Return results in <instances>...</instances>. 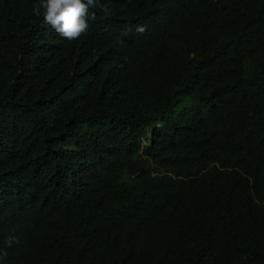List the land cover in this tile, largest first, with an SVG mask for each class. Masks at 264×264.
<instances>
[{
  "label": "trees",
  "instance_id": "obj_1",
  "mask_svg": "<svg viewBox=\"0 0 264 264\" xmlns=\"http://www.w3.org/2000/svg\"><path fill=\"white\" fill-rule=\"evenodd\" d=\"M39 3L0 0V264H264V0H96L74 40Z\"/></svg>",
  "mask_w": 264,
  "mask_h": 264
},
{
  "label": "clouds",
  "instance_id": "obj_2",
  "mask_svg": "<svg viewBox=\"0 0 264 264\" xmlns=\"http://www.w3.org/2000/svg\"><path fill=\"white\" fill-rule=\"evenodd\" d=\"M95 7L96 0H40L33 11L62 37L74 40L87 33L89 20L96 18V13L90 12ZM138 30L142 32L144 28Z\"/></svg>",
  "mask_w": 264,
  "mask_h": 264
},
{
  "label": "rangeland",
  "instance_id": "obj_3",
  "mask_svg": "<svg viewBox=\"0 0 264 264\" xmlns=\"http://www.w3.org/2000/svg\"><path fill=\"white\" fill-rule=\"evenodd\" d=\"M145 143H147V142H145Z\"/></svg>",
  "mask_w": 264,
  "mask_h": 264
}]
</instances>
